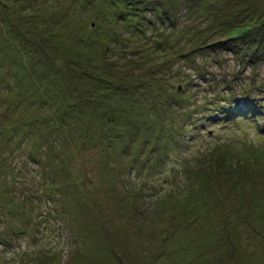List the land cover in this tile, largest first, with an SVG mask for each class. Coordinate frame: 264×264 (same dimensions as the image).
<instances>
[{
    "label": "rangeland",
    "instance_id": "obj_1",
    "mask_svg": "<svg viewBox=\"0 0 264 264\" xmlns=\"http://www.w3.org/2000/svg\"><path fill=\"white\" fill-rule=\"evenodd\" d=\"M122 1L0 0V76L6 77L12 65L19 71L23 62L30 61L28 68L39 66V72L29 73V84L41 69L53 68V58L61 59L64 68L68 58L72 61L66 70L80 87L89 88L98 100L106 99L113 110L134 109L140 117L137 121L144 123L153 111L151 104L161 99L155 95L156 83L166 76L174 79L177 72L173 70L182 69L185 57L181 53L191 33L161 29V18L153 16L156 23L142 25L147 27L144 35L152 37L141 40L117 21V13L125 11ZM182 1L173 10L174 16L181 15L176 29L189 17L207 35L246 33L264 19V0H214L225 10L238 9L243 15L252 11L255 16L249 20L237 16L233 22L221 16L209 4L211 0ZM25 35L35 36L39 51ZM154 36L163 42V50ZM177 40L182 44L178 51ZM44 45L56 52L52 59H47ZM229 45L217 55L220 62H210L211 69L230 80L233 91L250 85L254 73L257 83L263 84L264 59L249 65L243 52L247 47L235 39ZM216 73L207 79H217ZM125 85L126 93L121 89ZM262 87L257 95L264 99ZM20 89L24 87L17 86L12 93ZM150 91L154 96L147 112L141 101H147ZM200 97H206V92ZM263 109L257 106L259 113ZM221 116L218 112L205 123L193 119L200 123L199 129L184 136L161 172L149 167L140 173L132 171L128 182L122 180L118 187L116 171L115 177L107 179L102 170L95 169L93 180L87 182L86 171L79 170V192L70 211L52 218L49 229L38 223L41 231L17 236L13 253L7 254L0 244V264H264V135L258 130L264 125V114L258 124L243 120L232 126L224 125ZM70 160L75 161L74 157ZM40 177L31 165L19 177L20 193L25 185L29 194L36 193ZM112 186L123 200L112 196ZM80 192L84 195L79 204ZM42 202L33 199L26 206L36 204L33 209L38 217ZM3 212L7 214L6 209Z\"/></svg>",
    "mask_w": 264,
    "mask_h": 264
},
{
    "label": "trees",
    "instance_id": "obj_2",
    "mask_svg": "<svg viewBox=\"0 0 264 264\" xmlns=\"http://www.w3.org/2000/svg\"><path fill=\"white\" fill-rule=\"evenodd\" d=\"M182 2L124 0L125 11L117 13V21L123 30L138 34L141 40L152 37L145 36L144 31L156 23L157 19L153 16L161 18V29L172 27L174 34L176 30L186 35L191 33L185 49L189 51L181 53L185 57L182 69L173 70L177 72L174 79L166 76L159 83L155 82L158 90L155 89V95L161 99L151 104L153 111L148 113L150 117L144 123L137 121L140 117L134 109L113 110L108 107L110 102L107 103L106 99L98 100L89 88L80 87L78 79L73 73V78H70L66 70V65L69 66L72 60L64 57V68L59 63L61 59H52L56 52H51L46 45L42 49L47 59L55 61L56 66L52 64L53 68L41 69L29 84V73L39 72V66L28 68L30 61L23 62L19 71L12 65L7 68L6 77L0 76V88L4 90L1 92L0 89V244L7 254L15 251L13 240L17 236L34 229L41 231L38 223L49 229L48 222L52 218H61L70 211L76 203L72 201L74 195L79 192V170L86 171L87 182L93 180L91 172L95 169L102 170L107 179L115 177L116 171L117 182L115 180L114 184L120 187L122 180L128 182L132 171L140 173L149 167L158 173L165 169L171 151L183 142L184 136L192 134L199 129V122L205 123L208 117L218 112L222 114L220 120L226 122L224 125H238L243 120L258 124L264 113H259L257 106L264 108V99L257 92L263 88L264 81H261L263 84L257 83L254 73L250 85H242L241 89L233 91L231 81L211 69V63L214 60L220 62L217 55L228 49L229 42L235 39L247 47L243 51L249 57L247 63L258 65L264 59V19L246 33L228 31L225 35H213V32L207 35L203 29L196 28L189 17L183 18L176 29L174 24L181 15L174 16L173 10L175 6L178 9ZM210 2L221 16L226 15L232 22L237 16L247 17V20L255 18L252 11L243 15L241 10H225L223 4L214 0ZM136 18L139 22L133 23ZM142 25L147 27L143 29ZM154 37L158 49L163 50V42ZM27 38L35 47L39 46L35 36ZM177 43L178 51L182 44L178 40ZM37 49L35 52L39 51ZM18 72L25 74L22 77ZM213 72L217 79H207ZM17 86L24 89L13 94ZM121 89L127 92L126 85ZM202 91L206 92L203 99L200 97ZM145 96L147 101L141 102L148 112L149 99L154 95L150 91ZM61 101L64 102L63 107L59 106ZM157 117H160V122ZM195 118H199V122L192 121ZM258 130L264 135V125ZM147 153L154 155L146 158L144 155ZM72 157L75 161L70 160ZM31 165L41 175V188L29 194L27 189L30 188L25 185L26 190L20 193L21 188L17 186L19 177ZM86 178L83 181L86 182ZM107 188L111 189V186ZM112 191L113 197L124 199L116 187L112 186ZM137 192L134 190L133 194ZM81 194L79 204L84 193ZM33 199L43 200L38 217L33 209L36 204L26 206ZM3 209L7 210V214Z\"/></svg>",
    "mask_w": 264,
    "mask_h": 264
}]
</instances>
